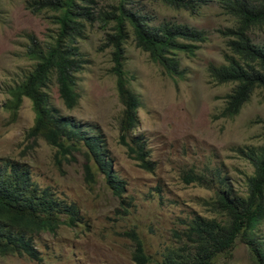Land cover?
Segmentation results:
<instances>
[{
  "label": "rangeland",
  "instance_id": "rangeland-1",
  "mask_svg": "<svg viewBox=\"0 0 264 264\" xmlns=\"http://www.w3.org/2000/svg\"><path fill=\"white\" fill-rule=\"evenodd\" d=\"M26 1L0 0V160L26 164L38 186L50 187L60 198L76 204L82 219L75 226H60L55 235L41 236L42 263L6 256L0 257V264H136L133 242L126 235L130 230L142 241L148 264H158L173 245V232L182 228V220L195 215L215 217L205 206L206 200L215 197V189L186 184L185 173L218 170L235 193L245 196V180L253 168L236 149L264 146V89H256L238 115L224 118L220 113L234 84H218L208 74L209 65L223 64L230 54L220 31L234 20L218 5L190 15L161 3L134 0L146 6L156 23L177 21L203 30L207 36L194 55L177 53L180 75L169 74L151 60L148 53L136 48L132 37L124 44L125 78L140 102L134 134L146 140L154 162L152 172L139 168L120 140L118 122L124 108L111 71L112 49L104 41L105 31H111L100 24L87 27L86 38L78 41L86 64L77 74V106L67 110L56 85L49 94L62 114L96 129L111 159V171L124 188L118 198L83 146L65 153L42 138L29 136L35 119L30 100L24 98L15 114L5 106L12 100V89L31 68L32 62L24 55L26 34L43 40L54 30L50 13L34 15L26 9ZM97 1L101 5L117 3ZM250 34L260 41L264 27ZM125 140L129 142L128 137ZM86 165L91 168V178ZM256 234L264 243V221ZM213 264L255 262L247 246L237 241L229 254L218 256Z\"/></svg>",
  "mask_w": 264,
  "mask_h": 264
},
{
  "label": "trees",
  "instance_id": "trees-1",
  "mask_svg": "<svg viewBox=\"0 0 264 264\" xmlns=\"http://www.w3.org/2000/svg\"><path fill=\"white\" fill-rule=\"evenodd\" d=\"M146 1L190 15L199 14L203 7L218 5L234 20L230 27L220 31L230 54L225 55L223 64L208 67L209 77L216 83L234 84L225 96L222 117H235L256 89H264V38L256 41L250 36L253 29L264 27V0ZM25 5L34 15L50 13L48 19L54 30L43 40L26 34L24 55L32 64L12 89V100L5 105L7 110L15 114L24 98L30 100L35 119L29 136L42 138L65 153L83 146L114 195L122 198V182L111 171V159L96 129L62 114L51 101L50 87L56 85L67 110L77 106V74L86 64L78 41L86 38L88 26L100 24L103 30L109 27L111 32L105 31L104 41L112 49L111 71L116 76L118 98L124 108L118 122L120 140L128 157L139 168L152 172L154 162L150 160L146 140L134 134L139 125L140 102L125 78L124 44L132 37L136 48L148 53L151 60L169 74L180 75L177 53L194 55L207 40L205 31L171 20L156 23L146 6L134 0H117L116 5H101L97 0H28ZM236 152L253 168L245 180L246 195L235 193L218 170L209 174L187 171L183 177L186 184L215 189V197L205 201L215 217L195 215L182 220V228L173 232V245L165 250L158 264H213L218 256L229 254L237 241L247 246L255 264H264V243L256 234L264 221V146L239 147ZM85 170L91 178L89 165ZM81 219L77 205L60 198L50 187L38 186L26 164L0 160V257L18 256L42 263L38 248L41 236L55 235L60 226H75ZM126 235L133 242L132 260L148 264L136 232L130 230Z\"/></svg>",
  "mask_w": 264,
  "mask_h": 264
}]
</instances>
